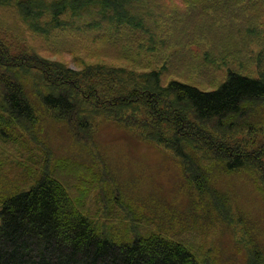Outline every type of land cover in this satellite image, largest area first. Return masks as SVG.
Listing matches in <instances>:
<instances>
[{"label":"trees","instance_id":"trees-1","mask_svg":"<svg viewBox=\"0 0 264 264\" xmlns=\"http://www.w3.org/2000/svg\"><path fill=\"white\" fill-rule=\"evenodd\" d=\"M127 1L0 0V9L10 15L8 21L0 20L4 35L24 40L17 25L20 22L26 32L39 36L44 49L57 52L79 51L81 41L49 43L54 33L81 37L101 32L94 42L127 62H82L71 67L40 56L37 50L41 49L34 46L22 56H13L9 44L0 39V135L9 137L6 129H15V123L34 127L39 118L31 99L38 98L44 114L67 123L80 141L91 137L99 121L107 120L171 152L187 165L192 151L207 149V155L202 156L205 166L199 162V172L188 178L200 194L211 192L207 173L201 167L210 170V164L221 162L230 173L250 168L264 195V140L256 143L260 145L255 151H248L251 146L247 138L227 145L215 140L213 128H209L214 123L232 132L247 130L249 137V133H260L259 125L264 132V121H254L264 108V74L252 77L228 69L219 86L211 90L177 78L166 82V63L172 64L174 58L181 60L199 43L185 36L192 33L200 38L208 29L195 23L188 24L190 29L182 26V15L172 10L166 14L165 8L157 13L158 5L139 1L130 5ZM185 2L194 4L184 15L189 17L202 0ZM196 18L199 21L204 16L196 12ZM164 19L171 26L168 29L162 25L160 30V20ZM219 44L208 46L213 51L225 48ZM158 51L164 53L165 62L157 63L162 69L127 67L128 63L135 64L136 52ZM220 53L225 54L224 60L228 58L226 50ZM75 60L80 62L79 57ZM78 167L81 165L75 161L60 159L54 171L0 199V264H202L187 245L159 233L124 243L108 237L85 210L98 176L86 167L85 174L78 177Z\"/></svg>","mask_w":264,"mask_h":264},{"label":"rangeland","instance_id":"rangeland-1","mask_svg":"<svg viewBox=\"0 0 264 264\" xmlns=\"http://www.w3.org/2000/svg\"><path fill=\"white\" fill-rule=\"evenodd\" d=\"M138 1L158 5L157 13L165 8L166 14L172 10L177 16L182 15V26L195 23L208 29L200 38L192 33L185 36L199 43L191 47L192 51L188 49L181 60L174 58L172 64L166 63V82L177 78L211 90L219 86L228 69L252 77L264 74V0H202L195 8L204 16L199 21L194 11L188 15L191 19L184 16L194 5L185 0H128L126 4ZM9 18L0 9V20ZM164 20H160V30L162 25L168 29L171 26L169 20ZM17 25L24 40L0 31V39L9 44L13 56H22L34 46L41 49L37 50L40 56L61 60L71 67L102 61L127 65L110 48L104 49L100 42H94L102 36L101 32L81 37L54 33L49 43L81 41L79 51L54 52L44 49L39 36L26 32L20 22ZM206 42L220 43L225 48L213 51ZM222 50L227 51L225 60ZM76 57L80 62L76 63ZM134 60L135 64L128 63L127 67L140 71L162 69L157 63L165 62L162 51L140 55L136 52ZM31 100L38 123L34 127L25 122L15 123V129H6L9 137L0 135V199L30 187L44 173L54 171L58 160L67 158L81 165L77 168L78 177L85 174L86 167L97 174L98 181L87 198L86 214L117 243L159 233L187 245L202 264H264V195L250 168L230 173L221 162L210 164V170L201 167L207 173L211 192L200 194L188 178L199 172L201 164L205 166L202 156L207 155V149L200 153L192 151L187 165L171 152L107 120L99 121L91 137L80 141L67 123L44 114L38 98ZM254 121H264V108ZM257 126L260 133H249V137L247 130L232 132L214 123L209 128H213L215 140L232 145L247 138L251 146L247 150L255 151L260 145L256 143L264 140L263 129Z\"/></svg>","mask_w":264,"mask_h":264}]
</instances>
